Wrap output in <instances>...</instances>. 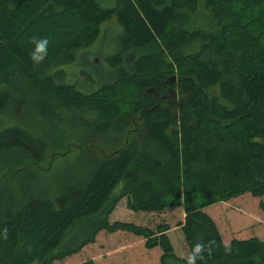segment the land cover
<instances>
[{"label": "trees", "instance_id": "16d2710c", "mask_svg": "<svg viewBox=\"0 0 264 264\" xmlns=\"http://www.w3.org/2000/svg\"><path fill=\"white\" fill-rule=\"evenodd\" d=\"M258 17L264 0H0V264H186L210 242L197 264H264Z\"/></svg>", "mask_w": 264, "mask_h": 264}, {"label": "rangeland", "instance_id": "374dc122", "mask_svg": "<svg viewBox=\"0 0 264 264\" xmlns=\"http://www.w3.org/2000/svg\"><path fill=\"white\" fill-rule=\"evenodd\" d=\"M95 2L98 3L99 6L101 7H111L114 4V0H95ZM252 17V16H251ZM256 21L263 25L264 23V17H258L255 18ZM102 27H106L107 29L111 30V34L116 33L117 29L114 26V24L112 22H105L104 24L102 23L100 25V28ZM112 43L113 41H111L109 36H106L104 38L101 39V37H97L96 42L94 44H92L90 47H88L86 49V53L88 52V56L86 57L89 61V64L91 66L95 65L97 68L96 73L99 74L100 79H102L103 76V69L105 67V63L103 61V55L111 52L112 50ZM99 51L101 52L99 54ZM96 58V62H92V59ZM87 66V64H86ZM57 67H60L63 69L65 76L67 77L68 80L70 79H76V77L78 76V68H76V66L71 65V64H64L61 65L57 64ZM84 70L86 71V73H89L90 75H93V71L92 69H90L89 67L84 68ZM135 99V94L132 90H126V92L122 95L120 101L125 103L126 105L130 104L133 100ZM129 106V105H128ZM125 109H129L126 108L125 106H122ZM9 115L5 114V116L2 118V123L3 124H9L11 122V119L8 118ZM137 120L135 117H128L127 118V124L126 127L123 128V130L120 133H112L111 135L107 136V141L110 142L109 146L110 147H105V148H111L114 149L117 146L119 147L123 141H124V136L127 137V132H131L134 133L133 131H135L137 129ZM109 151V150H108ZM3 173V170L0 169V175Z\"/></svg>", "mask_w": 264, "mask_h": 264}, {"label": "clouds", "instance_id": "9594fccd", "mask_svg": "<svg viewBox=\"0 0 264 264\" xmlns=\"http://www.w3.org/2000/svg\"><path fill=\"white\" fill-rule=\"evenodd\" d=\"M32 43L35 45V47L30 56V59L35 64H39L46 58L48 54L49 41L47 38H42L39 40L33 38ZM210 247L211 242L207 247L202 243H196L192 247L191 252L186 257V264H197V261H205V256L211 255ZM225 247L227 248V244L225 245Z\"/></svg>", "mask_w": 264, "mask_h": 264}, {"label": "water", "instance_id": "95a60500", "mask_svg": "<svg viewBox=\"0 0 264 264\" xmlns=\"http://www.w3.org/2000/svg\"><path fill=\"white\" fill-rule=\"evenodd\" d=\"M93 62H96V58H93Z\"/></svg>", "mask_w": 264, "mask_h": 264}]
</instances>
